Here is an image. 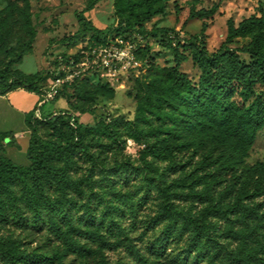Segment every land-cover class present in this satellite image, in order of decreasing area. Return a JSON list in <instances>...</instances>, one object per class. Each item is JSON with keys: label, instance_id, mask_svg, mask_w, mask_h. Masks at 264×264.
Returning <instances> with one entry per match:
<instances>
[{"label": "trees", "instance_id": "trees-1", "mask_svg": "<svg viewBox=\"0 0 264 264\" xmlns=\"http://www.w3.org/2000/svg\"><path fill=\"white\" fill-rule=\"evenodd\" d=\"M101 1L89 0L76 17L77 36L91 33L96 44L112 34L146 33L168 3L115 0L117 26L98 30L84 14ZM9 4L0 13V97L17 88L42 95L58 76L60 59L71 56L63 53L34 74L17 69L33 54L38 32L27 10H21L23 31L11 24L3 29L15 8ZM219 8H191L189 19L202 25L187 40L171 29L151 32L176 41L175 65H153L138 81L132 120L112 117L87 126L62 112L33 125L31 116L27 166L6 157L11 133L0 130V264H264V163H247L264 130V100L256 94V86H264V10L237 25L229 20L225 41L209 54L205 20ZM238 40L247 42L232 48ZM180 49L200 72L197 81L181 71L187 56ZM84 80L64 85L55 99ZM80 96L97 97L86 89ZM41 126L56 140L41 137ZM127 140L145 146L137 165L121 158ZM110 252L129 261L112 263Z\"/></svg>", "mask_w": 264, "mask_h": 264}, {"label": "rangeland", "instance_id": "rangeland-1", "mask_svg": "<svg viewBox=\"0 0 264 264\" xmlns=\"http://www.w3.org/2000/svg\"><path fill=\"white\" fill-rule=\"evenodd\" d=\"M89 0H29L28 3L17 0H0V13L10 4L15 8L10 11L9 20L3 26H13L15 32L24 30L25 20L21 10H27L33 26L37 29L35 50L33 54L24 58L23 62L17 66L20 71L33 74L38 71L51 68V63L56 57L63 53L76 56L80 60L84 57L82 52H88L92 48L99 46H109L116 40H124L133 44L135 48H144V56L137 57L140 67L134 71L120 74L118 80L104 75L101 70L93 69L81 78H86L80 88L73 87L66 89L62 96L57 97L47 103L46 107L37 113L42 96L36 91L26 88H17L3 97H0V130L11 133L10 142L5 144L6 157L16 164L27 166V150L31 139L32 131L28 125V119L32 124L43 121L45 116L54 113H70L76 116L81 124L94 126L100 120L112 117H125L132 120L137 109V94L139 92L138 81L143 80L149 75L151 66L169 68L175 65L173 49L177 43L173 39L164 37H152L156 29H171L178 33L181 40H187L200 32L202 22L190 20V10H210L220 3L219 11L212 19L205 20L208 27L205 32L207 40V50L213 54L219 50L227 37L228 21L232 20L235 25L252 15L259 14L264 10V0H200L192 2L189 0H168L166 13L158 16L146 24V33L133 31L126 37H114L113 34L105 39L97 38L91 33L78 35L79 24L77 15L84 11ZM115 0H103L96 7L84 14L85 18L98 30L112 29L117 26L115 18ZM141 32V31H140ZM71 40V45L67 46L64 40ZM247 40H238L232 48L241 47ZM15 41L9 45L14 48ZM142 46V47H141ZM186 54L187 60L181 64V71L188 75L193 81H197L200 72L191 60L188 51L180 49ZM138 56V55H137ZM246 59L245 55H241ZM50 85L48 81L45 89ZM89 90L96 93L95 100H84L80 96V90ZM257 96L264 100V86H256ZM240 102L239 98H236ZM81 106H91V113L79 114L76 108ZM94 114H93V113ZM39 134L43 138L56 140L57 136L49 127L41 126ZM145 146L127 140L121 158L131 159L137 165L139 157ZM259 162L264 163V130L259 133L256 143L247 159L249 165ZM150 211L145 209L143 215H148ZM146 219V218H145ZM6 233V231H4ZM37 245H29L35 248ZM108 257L112 263L118 260H127V256L122 253L110 252Z\"/></svg>", "mask_w": 264, "mask_h": 264}, {"label": "built area", "instance_id": "built-area-1", "mask_svg": "<svg viewBox=\"0 0 264 264\" xmlns=\"http://www.w3.org/2000/svg\"><path fill=\"white\" fill-rule=\"evenodd\" d=\"M136 51L137 48L130 42L116 40L112 45L92 48L87 53L82 52L84 57L80 60L75 59L73 55L67 62L60 59L58 76L49 80L50 85L44 89L39 107L54 100L60 88L80 79L90 70H101L104 75L116 80L120 74L134 71L141 65ZM37 113L39 114V111Z\"/></svg>", "mask_w": 264, "mask_h": 264}, {"label": "crops", "instance_id": "crops-1", "mask_svg": "<svg viewBox=\"0 0 264 264\" xmlns=\"http://www.w3.org/2000/svg\"><path fill=\"white\" fill-rule=\"evenodd\" d=\"M35 45H36V43L34 44V50H35ZM34 52V51H33ZM17 68V67H16ZM39 72V71H38ZM37 73V72H36ZM27 74V73H26ZM34 74V73H33Z\"/></svg>", "mask_w": 264, "mask_h": 264}]
</instances>
